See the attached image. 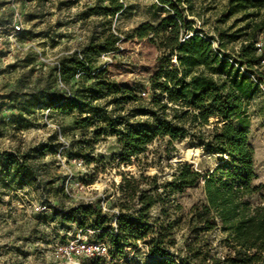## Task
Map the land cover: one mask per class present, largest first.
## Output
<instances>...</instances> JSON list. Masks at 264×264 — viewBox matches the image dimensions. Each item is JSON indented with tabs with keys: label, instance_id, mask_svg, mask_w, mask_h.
<instances>
[{
	"label": "rangeland",
	"instance_id": "rangeland-1",
	"mask_svg": "<svg viewBox=\"0 0 264 264\" xmlns=\"http://www.w3.org/2000/svg\"><path fill=\"white\" fill-rule=\"evenodd\" d=\"M119 1L122 11L110 16L106 12L107 0H0V23L17 14L23 24L18 45L0 50V264H62L55 258V250L74 240L81 229L77 223H62L56 215L60 210L94 203L115 226L120 196L117 187L122 175H156L162 183L172 178L177 162H187L203 172L221 164L218 155L202 154L186 141L170 146L164 140L149 145L146 153L130 164H122L116 138L102 122L81 128L75 121L86 117L85 112L76 107L45 104L57 95H73L76 89L97 79L128 87L142 99L150 100L153 91L149 80L156 71L158 44L153 37L136 38L132 30L144 22L156 25L168 9L156 0ZM262 2L178 0L188 21L182 39L198 33L210 40L216 50L221 43L223 49L219 51L235 59L240 41L252 34L260 37L254 30L261 18ZM109 32L119 37L116 50L89 54L90 40L101 41ZM77 61H85V69L77 70L66 81L64 73L74 69ZM238 67L247 72L245 66ZM110 100L111 97L100 100L103 108L99 113H110ZM245 111L239 123L246 127L248 142L254 149L252 185L262 186L264 86L260 85L246 103ZM5 154L25 159L37 180L21 183L12 178L5 171ZM74 160L83 164L76 166ZM203 197L202 184L170 196V205L181 207L173 214L181 221L176 234L179 248L190 237L189 210ZM257 199L258 194L252 201ZM37 206L45 208L36 210ZM158 216L159 207L155 206L150 218ZM84 222L81 235L99 240V231L90 228L87 220ZM201 235L219 254L225 253L220 243L223 235L218 229ZM123 256L110 253L109 258L99 261L79 257L70 264H152L155 260L142 242L127 247Z\"/></svg>",
	"mask_w": 264,
	"mask_h": 264
},
{
	"label": "trees",
	"instance_id": "trees-1",
	"mask_svg": "<svg viewBox=\"0 0 264 264\" xmlns=\"http://www.w3.org/2000/svg\"><path fill=\"white\" fill-rule=\"evenodd\" d=\"M238 2L239 0H232ZM108 15L122 11L119 0H107ZM168 9L156 25L144 22L132 30L138 39L153 37L158 44L157 67L150 77L153 91L150 100L139 97L132 89L97 79L76 89L73 95H57L46 101L49 107L77 108L85 112L75 125L81 128L102 122L119 147L118 160L130 164L146 153L149 145L164 140L167 145L186 141L202 154L218 155L221 164L211 171L193 169L187 162H177L170 180L158 182L156 175L138 178L122 175L118 184L119 198L114 215L115 228L108 216L94 203L79 204L60 210L62 223H77L82 230H98L99 240L109 244V256L125 257L127 247L142 242L152 264H264V185H252L255 179L254 149L248 142L246 127L239 120L246 103L259 86H264V54L255 46L258 37L247 36L239 43L235 59L223 55L221 43L216 50L210 40L198 33L182 39L188 21L175 0H156ZM264 34V2L261 18L254 30ZM119 37L109 32L101 41L90 40L87 52L99 55L116 50ZM79 69H76V65ZM66 70L65 80L85 69V61H77ZM245 66L242 72L238 66ZM253 67L255 69H253ZM111 97L110 113L100 100ZM58 104V105H57ZM5 171L21 183L36 181L33 167L25 159L5 154ZM202 184L203 200L189 210V240L177 247L176 234L180 218L173 214L170 196L185 188ZM258 194V199L252 201ZM159 216L150 218L153 207ZM81 216L80 218H78ZM115 229V230H114ZM218 229L220 243L226 250L219 254L201 233ZM96 261L101 258H92Z\"/></svg>",
	"mask_w": 264,
	"mask_h": 264
},
{
	"label": "built area",
	"instance_id": "built-area-1",
	"mask_svg": "<svg viewBox=\"0 0 264 264\" xmlns=\"http://www.w3.org/2000/svg\"><path fill=\"white\" fill-rule=\"evenodd\" d=\"M23 32V24L21 18L15 14L10 20L5 23H0V50H7L9 47L18 45L19 38ZM264 34H261L255 43L259 53L264 54ZM264 64V60H262ZM60 84L62 82L59 80ZM76 166H81V160H74ZM67 191V188L65 189ZM44 206H37L36 210L43 209ZM104 210L105 207H103ZM115 228V226H114ZM115 230V229H114ZM98 231V230H97ZM82 230L72 241H68L65 245L56 249L54 252L55 258L62 261V264H70L74 259L79 257L86 258H109V245L106 241L88 240L84 235H81ZM95 232V231H91ZM65 259V260H64Z\"/></svg>",
	"mask_w": 264,
	"mask_h": 264
}]
</instances>
